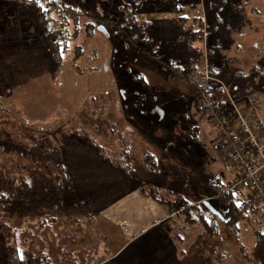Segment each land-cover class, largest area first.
<instances>
[{"label": "rangeland", "instance_id": "obj_1", "mask_svg": "<svg viewBox=\"0 0 264 264\" xmlns=\"http://www.w3.org/2000/svg\"><path fill=\"white\" fill-rule=\"evenodd\" d=\"M62 1L81 7L82 22L94 21L92 6L100 16L116 20L111 25L101 23L86 38L83 57L75 62L66 57L53 63L47 39L40 38L42 27L36 18L27 9L13 4V0H0V264H9L8 237L2 225L14 233L11 240L14 238L19 251V264H124L134 257L137 262L134 260L133 264H141L148 238L156 230L147 232L142 223L133 225L134 210H145L153 201L150 197L152 201H145L148 196L140 189L141 184L172 193L169 202L178 195L188 202L201 197L207 202L215 194L208 181L217 174L222 180L231 181L232 173L220 161L211 142L208 146L207 137H201L204 143L199 148L187 137L184 127L197 124V115L200 116L188 104L182 107V116L186 118L180 144L175 148H168V137H176L175 133L171 135L168 122L149 131L159 136L158 141L165 147L152 149L148 138L141 140L129 121L121 131L124 141L131 146L128 159L135 175L125 177L119 170L114 169L116 174L111 171L110 164L103 162L104 156L115 154L119 145L108 130L122 117L117 113L121 107L117 106V110L113 104L117 99L122 105L130 100L131 107L137 105L133 100L139 102L141 97H147L140 85L134 84L136 89H131L126 84L132 62L125 54L127 49L119 27L128 28L123 12L128 0ZM179 2L182 13L178 15L204 20V40L194 45L198 53H189L185 43L175 40L177 32L169 25L176 15L170 11L161 13L158 27L149 16L150 29L156 27V32L149 35L157 39L158 48L165 46L164 51L156 53V61L160 65L167 63L169 55L201 70L206 66L220 82L221 78L210 68H221L227 71V79L237 80L248 90L239 98L259 93L263 99L264 0ZM81 38L80 41L84 39ZM151 48L149 45L148 51ZM158 95L155 92L149 99L157 101ZM158 109L155 107L153 111L157 113ZM82 125L87 130L86 138L105 147L103 155L83 135H67L71 126L76 129ZM173 141L178 142V136ZM143 149L155 156L157 172L146 171L134 160L133 155ZM213 204L220 206V202ZM163 206L158 217L150 216L144 223L160 226L168 241L178 244L180 237L170 229L177 220L176 216H170L175 210L173 205ZM249 215L239 225L241 242L246 248L253 243L254 231L264 229V207ZM178 221L175 224L181 227L182 221ZM220 226L221 236L226 237L225 248L197 226L181 231L185 240L197 243L189 249L193 262L206 264L218 252L234 253L235 242ZM132 227L140 231L133 233L129 230ZM116 235L123 236L117 245L113 240Z\"/></svg>", "mask_w": 264, "mask_h": 264}, {"label": "trees", "instance_id": "obj_2", "mask_svg": "<svg viewBox=\"0 0 264 264\" xmlns=\"http://www.w3.org/2000/svg\"><path fill=\"white\" fill-rule=\"evenodd\" d=\"M180 0H128L124 5V23L128 26L119 27L124 37V48L131 49L136 53L144 54L148 57L154 58L156 53L163 50V46L158 48L157 39L151 38L148 33V29L151 28V23L149 21H141L139 18V13L147 11H157L165 12L170 11L172 14L176 15L172 18L171 24L174 26V29L177 32L175 40L181 43H185V50L189 53H198L196 43L202 42L205 36V24L204 20L201 17L189 18L182 16L181 14V5ZM13 4H17L22 9H27L33 17L36 18L37 22L40 23L42 27V33L40 38L47 39L48 43V52L50 53V58L53 63H60L63 58L68 57L71 61L75 62L79 58L83 57L84 54V42L86 38L90 37L92 33L99 27L101 23L108 25L116 23V20L100 16L98 10H92V18L94 21H83L82 16L83 12L81 7H73L71 5H66L62 0H13ZM6 6V4H5ZM83 7V6H82ZM189 23V24H188ZM84 39L80 41V39ZM152 45L150 51H148V46ZM147 47V49H145ZM207 49L208 55H211L210 51ZM155 59V58H154ZM171 68L176 74L182 75L183 78L187 77L190 73H200L202 72L195 64H189L187 70L182 66H174L173 62H169ZM211 66V65H210ZM213 73V66L210 68ZM255 69H253L254 71ZM135 76H130L133 79ZM137 78L141 82L142 77ZM136 77L133 79L135 80ZM218 77V75L216 76ZM219 78V77H218ZM223 86H220L218 83H212L207 92L210 94H217L220 103L217 105V109L225 108L228 106L226 102L225 95L229 94L228 87L221 81ZM197 90V89H196ZM197 100L199 97V92L197 90ZM230 95V94H229ZM196 100V103H197ZM196 106V104H195ZM197 109H195V112ZM200 117H202L200 115ZM68 126V124H65ZM108 130L109 134L115 136L114 139L119 143V148L115 154L109 156H104V161L110 164V167H113L116 170H119L123 175L133 176L135 175L134 170L130 167L129 161V149L131 146L124 141V135L120 128L115 129L114 125ZM82 126H79L76 129H73L72 126L68 130L67 135L78 136L83 135L85 138L88 137L85 133L87 130L83 129ZM199 124L189 127H184V132L187 137H191L193 140H196V132L199 131ZM184 133V134H185ZM78 134V135H77ZM87 142L94 148H98L101 155H103L104 146L96 143L93 139L86 138ZM134 159L138 161L137 163L141 165L146 171L155 173L157 172L158 162L155 156L149 152L147 149H143L141 153L134 154ZM222 177V176H221ZM220 178L219 174L213 176V179L208 181V186L214 189L215 194L207 200V203L218 212L219 215H216L210 212L205 206L202 198L195 202H188L183 199L181 196H176L171 202L169 200L173 194L166 191L163 193L162 190H157L155 187L142 183L140 189L144 190L145 196H148L155 201H164L167 205H173L172 209L176 212V221L172 222L175 225L178 220L182 221L181 226L188 228L197 226L202 232L209 238H212L225 248V239L224 235L221 236V226L226 229L230 234V237L235 242L236 249L244 262L247 264H264V229L256 230L253 233V243L249 248H246L242 244V236L240 234L239 225L245 220L250 218V215L247 214L244 210L239 209L236 201V196L233 192L223 193L222 189L225 186L224 180ZM158 195V196H156ZM169 198V199H168ZM220 202V206L216 207L213 203ZM179 203V204H178ZM263 207H257L256 213L258 210ZM3 226L4 233L7 238V250L6 257L9 264H19L20 255L16 246L14 245V233L9 229V227ZM202 233V235H203ZM225 237V239H224ZM9 240L11 241L9 244ZM13 242V246L11 243ZM10 250V251H9ZM215 250V248L213 249ZM228 255V253L218 252L217 255L206 264H220L221 261ZM100 264V263H97ZM114 264V263H113Z\"/></svg>", "mask_w": 264, "mask_h": 264}, {"label": "crops", "instance_id": "obj_3", "mask_svg": "<svg viewBox=\"0 0 264 264\" xmlns=\"http://www.w3.org/2000/svg\"><path fill=\"white\" fill-rule=\"evenodd\" d=\"M142 14V20L141 21H149V16H152L155 19V25L157 26L160 24L159 20L161 19L159 16L161 13L164 12H157V11H147V12H141ZM182 13V12H181ZM185 16V15H183ZM187 17V16H185ZM196 17V16H194ZM188 18V17H187ZM193 18V17H192ZM191 19V18H190ZM189 19V20H190ZM162 23V22H161ZM164 23V22H163ZM171 21H170V24ZM155 29H148V33H154V31L156 32V27H154ZM165 46H163V50ZM164 55H168L167 53L163 52ZM125 54L127 56H129V58H131V64H130V70L131 72H128L127 75V82L126 84H129L128 86H132L130 87L131 89H136V87L138 85H140V87L145 91L147 97L144 98H140L139 102H137V100H133V103H137V105H132L130 107V100H128L126 102V104L122 105V102H118L115 101V103L113 104V100H112V104L116 105L115 108H117V106L121 107V110L119 111L117 108V113L120 114L121 119H119V121H117V125L115 124L116 122H113L112 125L115 126V129L120 128L121 130L127 128V123L130 121L131 124H133L132 126H134V133L136 132L137 135L140 136L141 140L146 139L148 146L153 148H165L164 145L162 144V142H159L157 137V135L153 134H149V131H152L153 129L157 130L159 126H161V123L166 121L169 123L168 125V129L170 130L171 135L173 133L176 134V137H168V148H175V146H177V144L179 145L180 143V133H181V128H182V123L185 122V117L182 116V107L186 106V104L189 105L190 110L192 109L194 113L195 112V104H196V100H197V90L193 87H190L184 80L182 75L176 74L173 69L170 66L169 62H173L174 66H182L185 67V69L187 70V64L181 63L182 60H177L174 56H166L167 57V63H163L162 65H160L156 59L152 58V57H148L144 54H139L134 52L131 49H127L125 50ZM187 63V62H186ZM195 63V62H194ZM215 74H217L219 76V78H221V80L223 81V83H225V85L228 87V91L230 96L234 97V98H238L239 96H241L242 94L246 93L248 90L242 86L237 80L231 78V79H227L225 74L227 71H223L221 68L216 69L215 67H213ZM255 69V68H253ZM252 69V70H253ZM256 70V69H255ZM126 74V72H125ZM134 75L142 77L141 82L138 81L136 77L135 80L131 79L130 76ZM126 77V76H125ZM256 82V79L253 80V82ZM134 84H137V86H135ZM256 83H253V85ZM256 88V86H254ZM153 90V91H151ZM153 92V93H151ZM155 92H158V98L160 99H154L150 100L149 97L151 98L152 94L155 95ZM256 95H260L259 93ZM260 97V96H259ZM152 99V98H151ZM135 101V102H134ZM225 101V99H224ZM262 102L264 104V98L262 99ZM153 106V107H151ZM156 108H159L157 113L154 112L153 110ZM264 107V105H263ZM262 107V109H263ZM114 108V109H115ZM260 110V115L262 116V118H264V110ZM115 113V111H114ZM197 114V113H196ZM199 118L198 123L197 124H193L189 127L195 126L199 124V131L196 132V137L199 140H193L192 141L195 142L196 144V148H199L203 145V140L202 138L207 137L206 143L208 142V146H209V142H211V134L209 132V130L206 128L205 126V122L203 120L202 117L198 116ZM138 121L141 122V124L138 123ZM148 124H153V125H148ZM145 125L148 127H145ZM112 127V126H111ZM124 133V132H123ZM132 133V132H131ZM170 135V134H169ZM198 135H200V138H198ZM126 136V135H125ZM129 136V135H128ZM178 136V142L173 141L174 138H177ZM202 137V138H201ZM151 138V139H149ZM201 140V141H200ZM117 142V141H116ZM211 144V143H210ZM117 145H119V143L117 142ZM120 146V145H119ZM94 148V147H93ZM152 151V150H150ZM153 152V151H152ZM135 160V159H134ZM136 161V160H135ZM105 162V161H103ZM111 171L113 173H118L117 171L114 170L113 167L110 168ZM142 198V197H141ZM149 197H145V201L147 200H151ZM169 199V198H168ZM152 201V200H151ZM168 201V200H167ZM166 201V202H167ZM158 202H164V201H155L153 199L152 203H150L148 205V208L150 210H148V208H146L145 210H141L140 212H138L137 210L133 212L132 217L134 216V226H137L138 224L142 223L143 228L147 229V232H151L153 229L155 228L156 230L149 236L148 238V242L145 246V251L143 253L142 256H144V258L141 261V264H196V262H193L191 257V251L189 250L191 247H194L197 243L194 242L193 240H185V238H183V236H179L180 241H176L178 242V244L173 243V242H169L167 239V236L164 234V229L160 228V226H156L154 227V225H148L146 223H144V220H147L148 217L153 216V217H158L159 214L161 213V211H163V208L166 204V202L164 204H160ZM154 203V204H153ZM167 205V204H166ZM170 206V205H168ZM151 208H154L153 212L151 211ZM167 210V209H165ZM144 212V215H142ZM165 213V212H164ZM163 215V213L161 214ZM153 221V220H151ZM173 226L170 227V229ZM164 228V227H163ZM128 230V229H127ZM130 231H132L133 233H138L140 231V229H136L134 227L129 228ZM129 232V231H128ZM123 235V234H122ZM120 235H116L114 240V244L117 245L118 241L121 238H123V236ZM148 250V251H147ZM190 251V252H189ZM236 251V252H235ZM234 253L228 254L222 261L220 264H247L246 262H244V260L242 259V257L238 254L237 249L235 248ZM153 254V255H152ZM195 254V253H194ZM199 254V253H197ZM132 255H136V254H132ZM157 255V256H156ZM137 256V255H136ZM195 256V255H192ZM134 260H136L137 262V257L133 258V261L128 258L124 264H133ZM199 264V261H197ZM202 264V263H200Z\"/></svg>", "mask_w": 264, "mask_h": 264}, {"label": "built area", "instance_id": "obj_4", "mask_svg": "<svg viewBox=\"0 0 264 264\" xmlns=\"http://www.w3.org/2000/svg\"><path fill=\"white\" fill-rule=\"evenodd\" d=\"M189 86L195 87L199 97L195 106L206 128L212 134L211 146L220 161L232 173L231 181L223 187V193L233 192L239 209L251 214L257 207H264V118L260 115L262 98L245 95L234 98L228 93V106L217 109L220 100L217 94L207 92L212 83H222L213 78L206 66L200 73L184 77ZM176 212L170 214L174 217ZM177 236H182L185 227H172Z\"/></svg>", "mask_w": 264, "mask_h": 264}, {"label": "water", "instance_id": "obj_5", "mask_svg": "<svg viewBox=\"0 0 264 264\" xmlns=\"http://www.w3.org/2000/svg\"><path fill=\"white\" fill-rule=\"evenodd\" d=\"M101 28V27H100ZM204 206L212 213L219 215L217 211H215L206 201L203 203Z\"/></svg>", "mask_w": 264, "mask_h": 264}]
</instances>
